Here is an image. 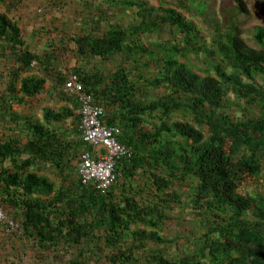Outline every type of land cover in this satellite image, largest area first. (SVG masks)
Returning a JSON list of instances; mask_svg holds the SVG:
<instances>
[{"label": "trees", "instance_id": "1", "mask_svg": "<svg viewBox=\"0 0 264 264\" xmlns=\"http://www.w3.org/2000/svg\"><path fill=\"white\" fill-rule=\"evenodd\" d=\"M78 1L59 41L33 32L42 51L28 0H0V199L21 226L5 240L34 264H264V27L254 48L241 25L258 0ZM73 76L133 151L108 191L80 177L93 147ZM5 246L0 264H28Z\"/></svg>", "mask_w": 264, "mask_h": 264}, {"label": "built area", "instance_id": "2", "mask_svg": "<svg viewBox=\"0 0 264 264\" xmlns=\"http://www.w3.org/2000/svg\"><path fill=\"white\" fill-rule=\"evenodd\" d=\"M67 92L75 94L80 100L81 135L93 151L84 153L80 158L79 172L84 185L96 183L98 191H108L116 181V168L122 158L132 156L133 151L122 146L118 140L119 130L109 128L105 123V110L95 104L87 95L79 78L73 76L67 84ZM21 235L19 223L9 217L0 199V235Z\"/></svg>", "mask_w": 264, "mask_h": 264}, {"label": "rangeland", "instance_id": "3", "mask_svg": "<svg viewBox=\"0 0 264 264\" xmlns=\"http://www.w3.org/2000/svg\"><path fill=\"white\" fill-rule=\"evenodd\" d=\"M54 1V0H53ZM152 3L157 4L156 0H151ZM212 3H214L215 9L219 10L220 6L222 5H228L230 4V0H211ZM49 0H28L26 5L23 8V26L27 32L28 39L32 44H34V48H40V50H45V45L48 42V35H36L37 41L33 43V40L31 39L33 32L35 31H41L43 28L48 27V24H50L51 29H53V37L52 38L57 39L58 41L63 36V31L67 27L72 28V24L70 22L71 19L77 18L79 19L82 7L80 6V2L78 0H59V4L68 3L67 6H65L64 12L62 14L54 12V11H47L46 10V4H48ZM204 6H207V3L205 0H202ZM53 3V2H51ZM209 2V4H212ZM207 8V7H206ZM132 12V11H131ZM250 12L251 14L249 16H244L241 18V25L243 29L246 32V40L247 42L254 48H257V43L255 41L254 35L256 32L257 27H264V0H258V1H252L250 3ZM133 15V13H131ZM70 18V19H69ZM128 20H133L132 18L127 17ZM194 20L200 24L201 27L205 30L207 36L212 37L213 35V28L210 25L203 24L202 22V16L197 15ZM55 24V25H54ZM57 27L61 30V32H56L55 29ZM81 27L80 22L77 26H74V31L79 30ZM158 35H160L158 33ZM153 40L157 39V35L152 36ZM65 69H73L78 65V59L75 58L72 53L66 56V59H63L62 62ZM79 165V164H78ZM180 189L183 188L182 185H180ZM183 190V189H182ZM182 219V216H181ZM187 227V226H186ZM189 227V226H188ZM173 236H177L178 233L181 232L182 228L175 227L174 228ZM169 233H171L172 230H167ZM184 231V230H183ZM182 231V232H183ZM5 236H0V241L7 243L6 252H2L5 254V258L8 260L10 259L11 263L18 262L19 258L21 257L24 259L28 264H34L35 263V253L31 252H25L21 246H13L11 243L4 238ZM24 245V244H22ZM4 264H7L4 261Z\"/></svg>", "mask_w": 264, "mask_h": 264}, {"label": "clouds", "instance_id": "4", "mask_svg": "<svg viewBox=\"0 0 264 264\" xmlns=\"http://www.w3.org/2000/svg\"><path fill=\"white\" fill-rule=\"evenodd\" d=\"M0 236H4V235H0Z\"/></svg>", "mask_w": 264, "mask_h": 264}]
</instances>
